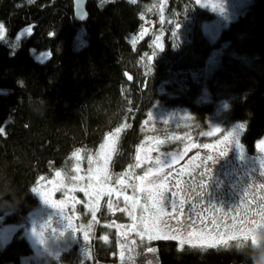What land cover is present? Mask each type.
<instances>
[{
  "label": "trees",
  "instance_id": "1",
  "mask_svg": "<svg viewBox=\"0 0 264 264\" xmlns=\"http://www.w3.org/2000/svg\"><path fill=\"white\" fill-rule=\"evenodd\" d=\"M158 1L88 0L86 19L80 22L71 0H0V23L5 25L0 40L3 222L26 223L39 204L38 185L75 162V153L82 163L94 156L117 128L122 131L112 169L116 176L127 172L143 122L155 104L193 113L200 125L188 132L196 145L209 138L204 123L210 118V105L195 102L205 89L227 102L224 125L246 123L240 139L247 153L264 138V0H251L215 41L202 30V17L189 0H163L160 22L140 39H131L145 26L146 9ZM29 26L32 35L23 32ZM156 33L163 51L155 44ZM222 45L223 53L209 61ZM44 52L51 55L38 59ZM80 210L85 223L82 206ZM110 219L129 221L119 210L101 217L102 222ZM104 227L95 228L82 252L108 263L118 260L116 254L109 256L115 246L128 240L116 239ZM103 234L111 240L102 241ZM149 246L156 251L137 250L136 264H255L264 241L202 250L161 239ZM31 253L29 243L17 234L0 247V264H22ZM39 264H45L44 259Z\"/></svg>",
  "mask_w": 264,
  "mask_h": 264
},
{
  "label": "rangeland",
  "instance_id": "2",
  "mask_svg": "<svg viewBox=\"0 0 264 264\" xmlns=\"http://www.w3.org/2000/svg\"><path fill=\"white\" fill-rule=\"evenodd\" d=\"M250 1L251 0H189L196 9V14L202 17V30L212 41L218 39L222 28L226 27L231 20L236 19L248 6ZM158 2L159 3H155L153 6L146 9V24L143 29L131 35V39H140L155 24L160 22L161 16L159 14L161 12L163 0H159ZM185 24L187 25V23ZM182 28L183 27L179 25L178 30H182ZM183 30L186 31L185 28ZM159 35L160 34L157 33L155 34L156 46L157 44L160 45L162 41ZM157 37H159V40H157ZM223 46L224 45L217 47L212 51L209 56V61H214L223 53ZM195 102L201 105H210V118H207L205 120L206 123H204L205 127H207L205 135L209 137L208 139L196 144V147H192V145H194V136L188 132V129L191 131L193 127L196 128L200 125L196 120V116L185 107L177 106L168 111L164 110L159 104H155L149 112V114H152L151 119L148 114L143 122L141 141L138 147L144 150L151 148L152 151L150 155L153 159L160 156L162 159H167L169 161L170 166L165 167L164 174L168 172L172 173L169 182L173 186L176 181L186 182L190 180L193 176V165H199L201 160L206 159L209 155L218 158V163L215 165L221 166V162L224 161V158L220 157L219 153L220 151H224L226 155L229 156L228 163H233L232 166L236 173L237 180L241 185V189L248 185H252L248 190L247 200L252 201L253 205L257 202L264 203V201H261V197H264V188L257 187L258 185H264V151L257 146L259 142L256 144L254 152L249 154L241 143V131L237 127L238 124H223V118L227 112L228 105L221 95H213L203 89L195 98ZM114 132L115 130L111 133ZM209 133L211 134L209 135ZM230 133H234V135H229ZM109 134L107 136H109ZM117 136L119 137V133ZM236 140H239L242 151L240 147L236 145ZM178 141L181 144H179ZM206 143L215 145V147L205 149L202 145ZM197 152L200 153L199 156H196ZM180 153H183V155L181 156ZM114 154L115 152L112 154V159ZM141 155L143 156V151ZM172 156H176L177 159L173 160L171 158ZM135 157L136 151L133 155L131 165H135ZM208 163H211V161H208ZM66 166V168L57 171L60 173L59 177L56 175V172L38 185L37 194L39 204L36 209L28 214L26 223H5L0 219L1 248L17 234L18 236L24 237L31 247L32 253L22 258V264H39L40 259H44L45 264H105L94 261L93 255L91 256L89 252H82L88 248L87 243L91 240L95 228L102 224L116 239H118V236L122 238V240L125 239L122 233L126 229L120 228L118 230L117 226L130 225L132 223L131 217L124 212L126 216L129 217L127 223H118L117 219L116 221L110 219L108 222H102L101 217H103V214L110 215L118 212V209L114 207V209L109 210L107 208V198L101 197L99 210L96 213L95 220H93L90 198L85 195L83 191H80V188L88 183L87 177L89 175V167L95 168L96 165H89L88 160L84 163L79 162V159L76 158L75 162ZM147 166L148 165H143L142 168H140L142 170L140 175H142L143 170ZM224 167L226 166L223 165L222 168ZM181 169H183V171H181ZM109 170L114 178L117 177L114 175L112 169V161L109 164ZM136 170L139 169L133 167L129 175H132ZM73 177H83V179L74 181L72 179ZM46 194L52 203H45ZM128 194H132L131 189L128 190ZM72 197L75 199H71ZM253 197H255V199H253ZM113 199L115 200V197H113ZM59 201L65 202L63 210L57 206ZM86 205H88V207H86ZM79 206H82V212L85 215V223L81 220V215L78 213L80 210ZM123 207L124 204L121 198L119 208ZM49 208L52 210L51 213H47V209ZM169 211H171V208H169ZM44 212L46 214H43ZM100 215L101 217H99ZM52 216L58 218V221L54 225L58 234L61 231L64 233L66 230L74 232L76 240L74 248H68L65 251L59 249L55 242L56 235L52 233V227L49 223L45 222L43 218L46 217L49 220ZM67 217H72L71 227L68 226ZM250 220L255 221V223L249 224L248 227L253 229L252 232H249V235H256L259 229L264 227V218H262L261 215H250ZM198 223L200 224V222ZM109 224L113 226L109 228ZM199 224H197V230L199 229ZM89 225H91V227H89ZM220 232L224 233L223 228L220 229ZM85 233L88 235L87 240L84 238ZM129 233L130 237L126 239L128 242L122 241L119 245H116L118 260L108 264H136L139 255L136 253L137 250L142 251L148 249L150 243L153 242L147 241L145 238L144 242L141 243L140 237L137 236L135 232ZM235 234L241 235L239 232ZM229 235H233V233H228L224 238L227 239ZM186 236L187 233L185 232L184 237ZM103 237L107 236L104 235ZM41 238L45 240L44 245L37 242L38 239ZM110 240L111 238L107 237V241ZM102 241L105 240L102 239ZM176 241L181 246L179 239ZM259 242L256 236L255 243H251L249 240L245 245H256ZM232 243L237 245L238 243L244 242L242 240L229 241V244ZM192 244L199 247L201 242L194 239ZM192 244H185L184 246H192ZM204 244H207V242Z\"/></svg>",
  "mask_w": 264,
  "mask_h": 264
},
{
  "label": "snow or ice",
  "instance_id": "3",
  "mask_svg": "<svg viewBox=\"0 0 264 264\" xmlns=\"http://www.w3.org/2000/svg\"><path fill=\"white\" fill-rule=\"evenodd\" d=\"M29 4L33 3L34 0H27ZM131 3L135 4L136 0H131ZM179 24H176V28ZM32 26L27 27L23 32L28 35H32ZM52 35V33H49ZM175 39L178 41V36L173 33ZM5 36V25L0 23V40H3ZM19 39V37H17ZM159 40V37H157ZM18 47V45H13ZM157 47L163 48L157 44ZM51 53H41L38 59L47 58ZM152 60V57H148ZM151 113L149 118L151 119ZM238 129L243 132L246 128V123H239ZM5 131L4 128L0 127V133ZM122 131V128H117L114 133H110L109 136L105 137V142L100 145V150L95 153V156L89 155L87 157L89 165L95 164L96 167H89V175L87 177L88 183L80 188L85 195L90 198V207L93 220L96 218V213L99 210V203L101 197L107 198V208L112 210L117 208L121 212H126L132 220V223L127 226H117L125 228L126 230L122 233L125 238L128 237L129 232H135L140 237V242L143 243L145 238L147 241L154 240H177L179 239L181 246L185 244H192L193 240L201 242V246L207 242L208 247H217L219 245L227 246L229 241L242 240L244 243H238L236 246L243 248L245 243L249 240L251 243L256 242V235H249L253 229L249 228L250 223L255 221L250 220V215H261L264 218V203L257 202L255 205L252 201L247 200L248 190L252 185L242 189L243 197L242 205L248 204L247 208H241L237 206L232 209L236 215L229 216L228 212H225L224 217L221 218L217 215L220 209L214 208L209 202V207H213V217H204L199 211V208L203 207V198L205 193L208 191L210 183H215L219 186L221 181L216 179L214 175L212 165L218 163V158H214L209 155L206 159L201 160L199 165H193V176L186 182L176 181L173 186L169 182V178L172 176L171 172L164 174L163 168L170 166L167 159H162L157 156L155 159L150 155L152 151L149 149H136V163L130 165L129 170L117 177H113L109 170V164L112 161V154L116 152V141L118 139L117 134ZM211 133H209L210 135ZM229 135H234L230 133ZM162 143V142H161ZM236 145L242 146L239 140L235 141ZM258 147L264 151V139L260 140ZM196 147V145H192ZM203 148H213L215 145L203 144ZM143 151V156L141 155ZM79 159V153H75ZM182 156L183 153H180ZM200 153L197 152L196 156ZM226 153L220 151L219 156L223 157ZM173 160L177 159L176 156L171 157ZM195 159V158H193ZM211 161V165L208 164ZM143 165H148L142 172V175H136L133 173L129 175L132 168L140 169ZM200 169H203L202 171ZM183 171V169H181ZM56 175L59 177L60 173ZM74 181L77 179L82 180L83 177H73ZM259 188H264V185H258ZM131 189L132 194H128V190ZM35 191V189H33ZM115 197V200L113 199ZM122 198L124 207L119 208V202ZM71 199H75L72 197ZM255 199V197H253ZM261 201H264V197H261ZM45 203H52L46 194ZM64 201H59L57 206L63 210ZM187 205V206H186ZM88 207V205H86ZM171 208V211H169ZM68 226L71 227L72 217L66 218ZM200 221L199 229L197 230V221ZM113 225L109 224L111 228ZM91 227V225H89ZM224 229V233L220 232V229ZM191 229V230H189ZM247 229V230H246ZM55 233V230H53ZM187 236L184 237V233ZM239 232L241 235H236ZM233 233L225 239V235ZM63 235V231L59 233ZM85 240L88 239L87 233H85ZM107 241V237H101ZM39 244L44 245V239H38ZM195 247V244H192ZM149 253L155 252L156 249L148 247Z\"/></svg>",
  "mask_w": 264,
  "mask_h": 264
},
{
  "label": "flooded vegetation",
  "instance_id": "4",
  "mask_svg": "<svg viewBox=\"0 0 264 264\" xmlns=\"http://www.w3.org/2000/svg\"><path fill=\"white\" fill-rule=\"evenodd\" d=\"M223 158L224 161L221 162V166L212 165L216 179L221 182L219 183V186H216L215 183H210L208 186V191L205 193V197L203 198V207L199 208V211L202 213L204 217H213V207L220 209V212L217 213V215L220 216L221 218L224 217L225 212H228L229 216L236 215L235 211H233L232 209L236 208L237 206H241L242 210L243 208L248 207V204L246 203L242 205V200L244 199V197H243L241 185L237 180L236 173L234 172L232 166L233 163H228L229 156L225 155L223 156ZM208 164L211 165V163ZM223 165H225L226 167L222 168ZM200 170L202 171L203 169ZM209 202H211V205L213 207H209ZM51 212L52 210L50 208L47 209V213H51ZM43 214L46 213L44 212ZM43 218L44 221L49 223V225L52 227V233L54 235H59L58 231L54 228V225L58 221V218L55 216H52L49 220L46 217ZM198 222L200 221L198 220L196 223L199 224ZM53 230H55V233ZM220 246H224V245H219L217 247H208V244H203V246L199 244V247L202 250L215 249ZM116 247L117 246H115V252H110L109 256H114L116 254ZM116 256L118 258V255Z\"/></svg>",
  "mask_w": 264,
  "mask_h": 264
},
{
  "label": "water",
  "instance_id": "5",
  "mask_svg": "<svg viewBox=\"0 0 264 264\" xmlns=\"http://www.w3.org/2000/svg\"><path fill=\"white\" fill-rule=\"evenodd\" d=\"M71 1H72V10H73L74 18L80 22L85 21L87 16L86 5L88 0H71ZM129 237H130V233L127 239ZM55 242L57 243L61 251H65L68 248H74L76 245L74 233L71 230H66L62 236L56 235Z\"/></svg>",
  "mask_w": 264,
  "mask_h": 264
},
{
  "label": "clouds",
  "instance_id": "6",
  "mask_svg": "<svg viewBox=\"0 0 264 264\" xmlns=\"http://www.w3.org/2000/svg\"><path fill=\"white\" fill-rule=\"evenodd\" d=\"M13 54L10 53V57ZM258 241H264V227L260 228L259 231L256 233ZM255 264H264V247H261L258 251V254L255 258Z\"/></svg>",
  "mask_w": 264,
  "mask_h": 264
},
{
  "label": "bare ground",
  "instance_id": "7",
  "mask_svg": "<svg viewBox=\"0 0 264 264\" xmlns=\"http://www.w3.org/2000/svg\"><path fill=\"white\" fill-rule=\"evenodd\" d=\"M114 261H117V260H113V261H111V262L113 263ZM111 262H108V263H111ZM108 263H105V264H108Z\"/></svg>",
  "mask_w": 264,
  "mask_h": 264
}]
</instances>
